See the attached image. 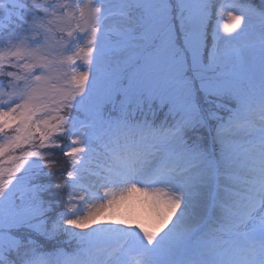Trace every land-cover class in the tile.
I'll list each match as a JSON object with an SVG mask.
<instances>
[{
  "label": "snow or ice",
  "instance_id": "6c2138e0",
  "mask_svg": "<svg viewBox=\"0 0 264 264\" xmlns=\"http://www.w3.org/2000/svg\"><path fill=\"white\" fill-rule=\"evenodd\" d=\"M0 264H264V0H0Z\"/></svg>",
  "mask_w": 264,
  "mask_h": 264
},
{
  "label": "rangeland",
  "instance_id": "374dc122",
  "mask_svg": "<svg viewBox=\"0 0 264 264\" xmlns=\"http://www.w3.org/2000/svg\"><path fill=\"white\" fill-rule=\"evenodd\" d=\"M54 179V180H53ZM52 180H53V184H55V183H57V181H56V179L55 178H53ZM55 190V188L53 189V191Z\"/></svg>",
  "mask_w": 264,
  "mask_h": 264
},
{
  "label": "trees",
  "instance_id": "16d2710c",
  "mask_svg": "<svg viewBox=\"0 0 264 264\" xmlns=\"http://www.w3.org/2000/svg\"><path fill=\"white\" fill-rule=\"evenodd\" d=\"M54 180V179H53ZM53 180H52V182H53ZM54 191H59V189H55Z\"/></svg>",
  "mask_w": 264,
  "mask_h": 264
}]
</instances>
